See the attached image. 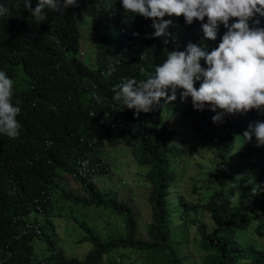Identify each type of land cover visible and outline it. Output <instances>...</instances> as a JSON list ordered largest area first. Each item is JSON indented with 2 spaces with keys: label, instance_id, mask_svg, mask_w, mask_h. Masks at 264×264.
Segmentation results:
<instances>
[{
  "label": "trees",
  "instance_id": "trees-1",
  "mask_svg": "<svg viewBox=\"0 0 264 264\" xmlns=\"http://www.w3.org/2000/svg\"><path fill=\"white\" fill-rule=\"evenodd\" d=\"M32 0L31 6H36ZM9 14L0 17V66L17 67L26 74V87L14 88L13 101L20 113L16 117L21 127L16 138L0 134V263L2 264H182L180 256L169 244L170 220L165 197L176 172L170 161L180 148L170 143L175 131L166 130L160 115L161 101L148 113H136L135 109L121 106L112 100L119 86L127 79L139 81L154 74L156 65L163 63L172 45L192 40V25H177L170 35L169 44L147 39L145 36L123 49L121 44L111 52L107 42L102 49L121 57L112 71L97 77L78 61L71 52L75 49L71 40L61 31L51 29L47 23L52 11L45 10L47 20L36 23L24 8V0H0ZM84 15L91 18V26L99 35L111 25L120 31L121 41L127 39L137 19L127 14L117 0H79L78 6L69 7L61 16L75 26ZM264 26V17H257ZM223 29V25H220ZM196 34L193 35V40ZM163 41V37L159 38ZM101 45L98 44L100 55ZM100 57V56H99ZM57 69L54 70V67ZM114 69V70H113ZM107 71V68L104 69ZM64 77H60L59 74ZM59 79V85L56 80ZM102 80V81H97ZM70 95L68 105L56 110L49 102L57 86H63ZM196 87H199L197 82ZM180 96L177 91L176 98ZM97 97L100 101H97ZM183 114L188 115L190 128L201 133L214 150L213 155L223 158L232 147L235 136L241 139L237 148L240 162L239 182L256 176L260 190L250 199L233 196L221 188L212 190L203 208L209 215L211 230L197 219L195 239L203 253L200 264H233L248 259L252 264H264V250L252 244L240 246L232 237L235 230L244 227L250 215L259 212L264 219V146L257 147L255 136L245 140L242 120L246 114L224 115L213 122L215 112L206 106L193 108L191 98ZM53 101V98H52ZM36 111L35 108H41ZM219 111V110H217ZM93 113H96L92 116ZM257 121L264 122V112H258ZM211 119V121H210ZM251 120L249 125L255 124ZM248 125V127H249ZM117 128L123 144L131 148L136 161L147 165L145 178L150 184L147 201L150 206L149 221L143 237H136L135 208L117 199L107 191H101L95 176L109 172L108 164L100 158L105 136ZM201 139V138H200ZM189 145L188 151L195 149ZM66 174V175H63ZM79 182L84 195H74L66 188L59 190V197L81 205L109 208L123 219V233L101 236L99 226L79 222L84 232L77 242L89 244L82 257L64 254L54 239L45 231L52 216L51 189L58 179ZM257 185V184H256ZM194 208V204L186 205ZM42 213L44 223L28 221L30 213ZM136 213V212H135ZM185 227V221L182 223ZM138 230V229H137ZM33 239L45 244L46 254L34 257ZM119 248L133 249L136 259L119 258ZM185 255V254H183ZM40 257V258H39Z\"/></svg>",
  "mask_w": 264,
  "mask_h": 264
},
{
  "label": "clouds",
  "instance_id": "clouds-1",
  "mask_svg": "<svg viewBox=\"0 0 264 264\" xmlns=\"http://www.w3.org/2000/svg\"><path fill=\"white\" fill-rule=\"evenodd\" d=\"M120 2L125 14L137 19V24L130 28L131 34L124 41H121L120 31L113 25L96 35L89 15H84L76 26L61 16L67 8L78 6L79 0H37L34 8L31 6L32 0H24V8L38 24L47 20L45 10L52 11L47 25L53 30L61 31L71 40L75 49L71 55L91 70L96 79L101 74L111 72L121 59L102 49L103 42L109 45L110 31L118 38L116 46L121 44L123 49L138 41L142 35L147 39L160 41L164 48L170 42L167 37H173V30L177 25L194 26V40L192 35L191 41L170 46L174 48L171 51L165 48L167 57L163 63L155 66L154 74L142 81L127 79L119 86L112 100L121 106L135 109L137 114L153 111L154 106L161 104L162 100L164 103L181 100L184 105L180 116L188 118L183 111L189 102L187 98L190 97L194 109L203 110L207 106L216 113L212 117L213 122L221 121L224 115L246 114L242 121L243 127L247 129L243 132V137L251 141L255 136L256 146H264V122L257 121L258 112H264V26L256 19L264 17V0H117V4ZM8 14L9 10L0 4V17ZM86 18L89 19V25L85 37L94 48L95 68H90L79 57L83 55L79 44V30ZM162 37L163 41L159 39ZM98 44L101 45L100 55ZM109 50L114 51L110 47ZM56 69L57 66L54 67ZM17 70L26 77L17 67L11 69L0 66V134L13 139L19 135L21 127L16 119L20 113L18 105L21 101L17 98L13 101L14 88L17 87L13 81ZM59 76L63 77L61 73ZM58 81L59 79L56 80L57 85L60 84ZM197 82L199 87H196ZM57 85L51 101L43 97L41 102L49 103L56 110L68 105L70 97L64 90V84L62 87ZM178 90L180 96L176 98ZM97 101H100L99 97ZM41 109L42 107L35 108L36 111ZM250 116L252 121H256L253 125H249ZM169 119H164L166 130L173 129ZM168 120L171 122L169 127L166 124ZM112 132L119 138L117 128L108 134ZM126 147L136 160L131 148ZM195 151L196 148L190 152ZM99 155L101 158L100 153ZM259 190L260 186L254 185L250 196H243L250 199ZM36 214L43 217L42 213ZM246 245L249 244L240 246Z\"/></svg>",
  "mask_w": 264,
  "mask_h": 264
},
{
  "label": "rangeland",
  "instance_id": "rangeland-1",
  "mask_svg": "<svg viewBox=\"0 0 264 264\" xmlns=\"http://www.w3.org/2000/svg\"><path fill=\"white\" fill-rule=\"evenodd\" d=\"M85 24L80 25L79 44L82 56L80 59L90 68H95L94 48L87 42L89 19H85ZM90 33V30H89ZM118 38L109 32V47L116 48ZM18 88L26 86L25 77L20 70H17L13 81ZM184 103L181 100L164 103L160 110L163 119L170 118L172 128L175 131L170 143L172 146L180 148L178 154L170 161L175 179L169 186L165 197L168 217L170 220L169 244L182 256V264H200L203 253L198 249L195 239L196 223H191L189 219H197L205 224L209 231L213 227L209 215L203 208V203L209 193L221 188L225 192H232L233 196H250L254 185L257 184L256 176H252L247 181L239 183L240 162L238 161L237 148L241 139L235 136L232 147L223 158L213 155L214 150L210 143L202 139V134L193 132L187 117H181L180 112ZM169 119V120H170ZM169 120L167 126L171 125ZM241 120H245L241 118ZM201 138V139H200ZM103 148L101 149V159L108 164L109 172L95 176V183L101 191L113 194L117 199L125 202L130 208H135L133 217L137 222L136 237H143L144 227L149 221L150 206L147 201L150 184L145 178L147 165L137 162L129 149L120 142L117 134L112 132L105 136ZM195 145L196 151L190 152L187 147ZM213 151V152H212ZM131 155V156H130ZM66 175V174H63ZM58 179L56 185L51 189V214L50 221L47 222L45 231L54 239L64 254H73L82 257L89 244L85 241L77 242L84 234L78 227L79 222H85L94 227L99 226L101 236H115L111 233H123L121 223L122 217L113 214L109 208L94 205H81L72 200L59 197V190L68 189L74 195H84L78 181ZM194 204V208L186 205ZM131 208V210H132ZM258 215V212L254 213ZM250 215L245 221L244 227L235 230L233 239L240 245L252 244L258 249L264 250V219L255 215ZM35 219L37 223H44L41 214L31 213L27 220ZM185 221V227L182 226ZM257 231H260L258 233ZM34 257L46 254L45 244L42 241L33 239L31 242ZM119 258L127 261L136 259L133 249L119 248L117 250ZM185 254V255H183ZM40 258V257H39ZM130 264H140L133 261ZM233 264H252L248 259L237 260Z\"/></svg>",
  "mask_w": 264,
  "mask_h": 264
},
{
  "label": "bare ground",
  "instance_id": "bare-ground-1",
  "mask_svg": "<svg viewBox=\"0 0 264 264\" xmlns=\"http://www.w3.org/2000/svg\"><path fill=\"white\" fill-rule=\"evenodd\" d=\"M210 121H211V119H210ZM257 185H259V182H258V180H257Z\"/></svg>",
  "mask_w": 264,
  "mask_h": 264
}]
</instances>
